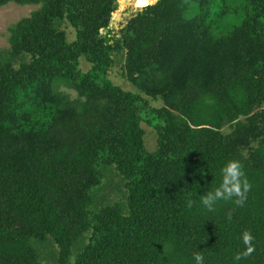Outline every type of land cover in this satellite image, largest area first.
I'll return each mask as SVG.
<instances>
[{
	"label": "trees",
	"instance_id": "1",
	"mask_svg": "<svg viewBox=\"0 0 264 264\" xmlns=\"http://www.w3.org/2000/svg\"><path fill=\"white\" fill-rule=\"evenodd\" d=\"M9 3L40 7L0 51V264H234L244 231L256 250L235 264H264V0H157L111 43L117 0ZM118 59L134 90L109 77ZM229 160L247 200L209 212Z\"/></svg>",
	"mask_w": 264,
	"mask_h": 264
},
{
	"label": "rangeland",
	"instance_id": "2",
	"mask_svg": "<svg viewBox=\"0 0 264 264\" xmlns=\"http://www.w3.org/2000/svg\"><path fill=\"white\" fill-rule=\"evenodd\" d=\"M157 0H146L142 4L141 7H138L135 4V1H133L131 4L129 0H117L116 8L111 14L109 27L107 30H100L99 36L103 37L104 39H107L108 42H112V39L116 37V35H119V30L126 24V22L129 20L131 16H134L137 12L141 11L143 7H145L148 4H154ZM128 4L126 7L121 8L123 5ZM40 5H18L15 3H9L4 6H0V51L1 54H4L9 46L8 43V36H9V28L12 27L17 21H19L21 18L29 16L30 13L39 8ZM115 16V17H114ZM66 30L68 32V37L70 40L74 38V28L72 26H67ZM111 30V31H109ZM108 44V43H107ZM27 56L20 55V57H17L14 61L15 65H19L21 62L27 61ZM80 66L84 72L87 71L90 67V63L84 58L81 57L80 60ZM111 80L118 84L119 86L123 87L124 89L128 90H134L135 86L127 80L121 70V65L119 62V59L116 61L115 66L112 69V72L109 76ZM58 90L63 93V96L66 99H69L71 103L73 104L78 99H82L81 101L86 100L85 95H80L79 92L69 85L66 84L65 81H60V83L57 86ZM143 127L145 129V146L148 150H153L156 148V134L153 131V129L143 124ZM110 169V170H109ZM107 171H105L103 178L101 179V187L102 189L95 191L96 198L101 202V204H108L110 203V200H112V197L109 195L110 193L108 190H105V185H112V183H115L119 179V175L114 171L112 167H110ZM44 264H48L46 261H43Z\"/></svg>",
	"mask_w": 264,
	"mask_h": 264
},
{
	"label": "clouds",
	"instance_id": "3",
	"mask_svg": "<svg viewBox=\"0 0 264 264\" xmlns=\"http://www.w3.org/2000/svg\"><path fill=\"white\" fill-rule=\"evenodd\" d=\"M220 175L221 182L219 186L213 191L202 195L200 199V204L209 212L214 211L220 201H233L235 204L243 206L247 200V193L251 188L245 176L243 165L239 160L227 161L221 168ZM241 241L245 246V250L234 256V264L250 256L256 250L253 244L254 237L250 231H244L241 234ZM204 260L203 254L200 252L194 253L195 264H204Z\"/></svg>",
	"mask_w": 264,
	"mask_h": 264
}]
</instances>
